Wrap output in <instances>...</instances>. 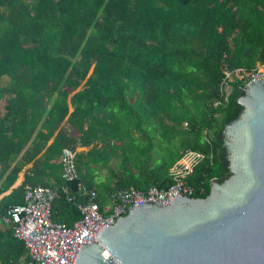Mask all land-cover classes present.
Listing matches in <instances>:
<instances>
[{
    "label": "trees",
    "instance_id": "trees-1",
    "mask_svg": "<svg viewBox=\"0 0 264 264\" xmlns=\"http://www.w3.org/2000/svg\"><path fill=\"white\" fill-rule=\"evenodd\" d=\"M258 66L264 0H0V196L31 164L0 217L22 204L26 185L53 183L68 194L52 221L70 226L80 186L94 187L101 210L113 190H166L187 150L204 159L184 182L206 198L211 180L230 176L222 134L243 111V84L233 77L225 90V72ZM89 146L75 155L76 179L56 177L63 149ZM24 255L0 223V264Z\"/></svg>",
    "mask_w": 264,
    "mask_h": 264
},
{
    "label": "water",
    "instance_id": "water-1",
    "mask_svg": "<svg viewBox=\"0 0 264 264\" xmlns=\"http://www.w3.org/2000/svg\"><path fill=\"white\" fill-rule=\"evenodd\" d=\"M225 127L229 178L206 198L147 202L83 245L75 264H264V83L249 82Z\"/></svg>",
    "mask_w": 264,
    "mask_h": 264
},
{
    "label": "built area",
    "instance_id": "built-area-1",
    "mask_svg": "<svg viewBox=\"0 0 264 264\" xmlns=\"http://www.w3.org/2000/svg\"><path fill=\"white\" fill-rule=\"evenodd\" d=\"M241 80L243 89L249 82L264 83V67L245 73L243 69L226 71L223 87L226 90L232 78ZM220 92L223 93L221 86ZM228 102L227 94L221 100L214 102L217 107L221 101ZM204 159V156L185 151L180 161L170 170L172 185L166 190L150 187L146 192L134 187L113 190L108 195V214H104L97 204V193L94 189L86 190L80 186V194L84 203L76 205L80 219L70 226L55 223L51 218V208L55 199L60 195H67L68 188L62 186L60 190L48 187H32L26 185L23 189V202L9 207L1 217L2 223L9 227L16 240L23 243L26 259L22 264H75L83 245L97 243L99 234L110 228L132 209L141 207L147 202L169 206L177 196L194 198L195 194H202L203 188H194L184 182L194 168ZM59 163L61 178L64 182H71L77 178L75 153L63 149ZM74 197H68L71 202Z\"/></svg>",
    "mask_w": 264,
    "mask_h": 264
},
{
    "label": "crops",
    "instance_id": "crops-1",
    "mask_svg": "<svg viewBox=\"0 0 264 264\" xmlns=\"http://www.w3.org/2000/svg\"><path fill=\"white\" fill-rule=\"evenodd\" d=\"M69 112H72V108H70V111ZM0 114H1V116L3 115V110L1 109L0 110ZM54 137H55V135L49 140V142H48V144H47V147L53 142V140H54ZM91 147L92 146H89V147H79V148H77L76 150H75V155L76 154H86L90 149H91ZM63 151V150H62ZM44 152V151H43ZM42 152V153H43ZM61 156V155H60ZM75 159H76V157H75ZM30 167H31V164H29V165H27L26 167H25V169L24 170H22V172L18 175V178H17V180H16V182H15V184L6 192V193H4V194H2L1 196H0V200L3 198V197H5V196H7L8 194H10L11 192H12V190L13 189H16V188H18L22 183H23V181H24V179H25V176H26V174L28 173V171H29V169H30ZM92 168L90 169V170H87V171H84L83 173H84V177H82V179L83 180H85L87 183H89L90 182V179H89V172H91L92 171V169L94 168L93 166H91ZM60 170H61V167H59V169H57V171L55 172V175L56 174H58L59 172H60ZM79 175V174H78ZM102 176H101V178L103 179V173L101 174ZM56 177H58V175H56ZM87 178H88V180H87ZM97 182L98 181H100V182H102V180L99 178V177H95L94 178ZM93 179V180H94ZM82 183V182H81ZM83 185H84V182L82 183ZM84 186H86V185H84ZM97 186L99 187V184H97ZM56 186L53 184V183H51L50 184V187H48V188H51V189H56L55 188ZM87 187V186H86ZM94 187H92L91 189H93ZM56 190H58V189H56ZM59 191V190H58ZM104 202H103V205H104V207L102 208V212L104 213V214H108V197L105 199V200H103ZM3 216V215H2ZM1 216V217H2ZM1 217H0V223L3 225V223H2V221H1ZM60 224H63V223H60ZM71 225V224H70ZM5 227V226H4ZM23 244V243H22ZM25 249V248H24ZM25 259H26V251H25V255L21 258V260H20V264H22L24 261H25Z\"/></svg>",
    "mask_w": 264,
    "mask_h": 264
},
{
    "label": "flooded vegetation",
    "instance_id": "flooded-vegetation-1",
    "mask_svg": "<svg viewBox=\"0 0 264 264\" xmlns=\"http://www.w3.org/2000/svg\"><path fill=\"white\" fill-rule=\"evenodd\" d=\"M240 115H241V114H240ZM224 142H227V143H228V139H227V137L225 136V132H223V134H222V147H223V143H224ZM223 150H224L225 156H226L227 161H228L229 156H230V153L228 154L227 147H223ZM228 167H229V162H228Z\"/></svg>",
    "mask_w": 264,
    "mask_h": 264
},
{
    "label": "bare ground",
    "instance_id": "bare-ground-1",
    "mask_svg": "<svg viewBox=\"0 0 264 264\" xmlns=\"http://www.w3.org/2000/svg\"><path fill=\"white\" fill-rule=\"evenodd\" d=\"M4 225V224H3ZM5 226V225H4Z\"/></svg>",
    "mask_w": 264,
    "mask_h": 264
}]
</instances>
